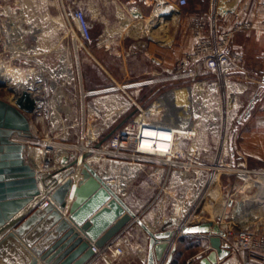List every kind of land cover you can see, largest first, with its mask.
I'll list each match as a JSON object with an SVG mask.
<instances>
[{"label": "crops", "instance_id": "crops-1", "mask_svg": "<svg viewBox=\"0 0 264 264\" xmlns=\"http://www.w3.org/2000/svg\"><path fill=\"white\" fill-rule=\"evenodd\" d=\"M260 2L261 0H188V4L183 6L179 4V0H0V14L3 18L10 19V7L17 6L18 35L26 44L27 38L32 37L34 50L39 54H53L59 59V55L73 49L63 8L83 9L90 24L92 41L86 49L81 50L82 71L89 79L90 69L98 65L97 70L104 88L112 83H136L128 81L147 75L149 63L176 65L181 61L195 42L187 25L190 14L206 13L211 21L216 20L222 27H228L233 21H252L253 27L236 33L230 43L231 50L242 52L245 56L243 69L235 73L234 78L247 83L244 95L248 101L246 110L252 105L248 118L236 123L230 139V158L234 163L252 169L264 168V10L260 8ZM40 67L38 73L48 83H62L60 80L64 76V66ZM83 108L82 112L85 113V107ZM87 108L90 114L99 111ZM246 110L241 114L244 115ZM32 150L35 152L31 153V149L26 146V160L35 170L41 171V154L37 162L34 157L37 149ZM86 150L89 148H80L82 152ZM108 152L105 148L98 151L100 155ZM54 154V159H60L58 162L55 160L57 167H62L74 156L65 155L62 151L58 157L57 150H54ZM43 159L41 156L42 161ZM91 160L88 159L92 165ZM102 161L103 164H99L97 168L92 166L106 179L110 177L108 182L151 231L216 223L212 214L204 213L202 209L197 213L201 218L195 222L187 223L186 219H182L183 223H175L170 220L165 210L163 191L159 194L156 187L152 186L149 194V182L133 184L137 182L139 172L144 171L149 177V164H144L141 168L133 160H121L116 161L120 166L113 171L111 163L104 162L103 158ZM157 168L155 172L154 168L150 169L156 182L165 172L163 165ZM77 172L73 174L75 179L79 177ZM139 186L146 190L142 194H135L133 188ZM220 226L224 231L229 228ZM229 241L227 237L222 238L223 245L228 246ZM110 243L111 249L102 251L87 264H147L149 235L136 221L130 222ZM209 243L208 235L182 236L179 233L169 242L159 264H164L173 247L176 250L171 264H202L213 250ZM116 248H120L121 252L117 253ZM239 251L238 258L233 257V253L217 264H235V261H244L246 258L251 264H256L250 260L246 251Z\"/></svg>", "mask_w": 264, "mask_h": 264}, {"label": "rangeland", "instance_id": "rangeland-1", "mask_svg": "<svg viewBox=\"0 0 264 264\" xmlns=\"http://www.w3.org/2000/svg\"><path fill=\"white\" fill-rule=\"evenodd\" d=\"M10 8L12 16L8 19L6 26L16 43L15 46H17L20 43L17 29V6H11ZM1 29L3 27L1 28L0 26ZM1 41L3 40L0 34L1 71L9 70L12 72L19 69L30 79L35 77L32 74L33 72L38 73L40 71L41 65L58 66L59 62H61V57L64 55H59V59H56L53 54H39L34 50L32 37L27 38L26 42L29 49L22 54L17 52V48L13 49V47L4 50ZM70 54L72 56L70 68L74 69L73 73L75 76L67 74L69 77L73 76V79L70 83H65V85L59 83L58 86L54 85L52 87L48 85L46 87L48 91L47 97L50 100H48L49 105L42 109L40 114H27L32 135L25 142L35 148L44 147L46 141L50 142L53 150H57L58 157L62 151L65 155L73 156L79 154L80 148L88 147L89 150H94L93 155L89 159H92V165L95 168L99 164H103L102 158L105 159L104 162L111 163V170L113 171L120 166V164H117L119 162L116 161L121 160H133L141 168L144 164H149V177L144 171L139 172L137 182L133 184L140 185L144 182H149V194H151L152 186L156 187L159 194L163 191L165 193V197H163L165 210L168 218L172 220L175 218L178 208V191L181 187L176 176L174 175L171 180L167 179V182H165L168 167L165 163L154 159L157 157H141L130 147L127 149H116L111 146L110 142L115 132L127 124L138 126L142 123L152 122L174 127L177 125L183 126L186 123L188 125H196L200 132L195 137L185 139V144L182 148L186 154L198 155L202 164L203 177L209 178L211 175H215L219 178L214 208L213 206V209L210 208L208 203H204V205L208 212L216 209L214 211L215 214H213V220L228 221L231 209L227 208L225 211L224 209L227 205L225 204L223 208H220L217 202L222 196L236 192L238 185H240V180L233 171L225 170L226 173H220V169L211 170L210 168L224 165L225 159L231 157L230 139L237 125L238 117L247 108L248 101L244 98L246 91L235 94L239 109L237 108V113L232 117L235 108L229 105V89L223 88L215 94L210 93L208 83L213 77L204 65H201L197 70L196 66L194 67L196 70L195 76L177 79L170 77L176 72L177 65H151L149 63V73L147 75L140 79L128 81L136 83L132 85L112 83L106 88L113 87L115 88L114 90L84 96V92L88 93L89 90L95 91L96 89L104 88L102 78L100 79L97 70L98 65L90 69L88 79L86 73L82 71L81 50L72 49ZM66 79L67 77L64 75L60 81L64 83ZM41 85L37 82V87ZM10 87L6 84L0 87V99L17 107L15 93L13 88L11 87V89ZM53 93L59 99L58 101L56 99L57 102L55 98H53L54 101L52 100ZM118 95L122 96L130 105L125 107L121 100H117ZM194 98L197 100V106L193 111ZM83 107H85V113L82 112ZM87 107L99 111L90 114ZM165 112L169 113L165 114ZM53 114L56 116L52 117ZM176 115L178 119H176ZM164 119H167V121ZM113 130L115 132L100 147V149L105 148L109 152L100 155L98 153L100 149L96 150L95 144ZM132 141L134 142L135 140ZM96 154H99V156H96ZM52 155L55 154L53 153ZM41 156L40 165L43 163ZM133 156L135 157L134 159ZM55 160L58 162L60 159L55 158ZM161 165L165 167V172L159 176V180L156 182L157 179L151 175L152 171L150 169L154 168L155 172L158 170L157 166ZM175 168L179 169V167ZM117 173L120 172L117 171ZM194 178L192 172L188 175V181H185L189 186V196L192 195L194 188L192 185ZM124 181L127 183L126 180ZM133 189L135 194H142L146 190L141 186ZM189 196L187 197L189 198ZM246 202L248 204V200ZM192 215L189 222H195L201 218L199 214L194 213ZM182 217L172 221L183 223ZM239 250L241 249L235 250L233 257L238 258ZM235 264L251 263L246 258L244 261L242 259L238 260V262L235 261Z\"/></svg>", "mask_w": 264, "mask_h": 264}, {"label": "water", "instance_id": "water-1", "mask_svg": "<svg viewBox=\"0 0 264 264\" xmlns=\"http://www.w3.org/2000/svg\"><path fill=\"white\" fill-rule=\"evenodd\" d=\"M13 91L17 107L0 99V264H87L94 256L92 246L103 248L132 221L149 235L147 264H159L179 233L209 236L213 250L202 264H217L230 256L219 223L151 231L88 161L94 150L82 152L80 167L74 155L57 171L35 170L26 160L24 140L32 135L27 114L35 112L37 102L27 89ZM251 107L238 117V123L248 118ZM175 250L164 264L172 263Z\"/></svg>", "mask_w": 264, "mask_h": 264}, {"label": "built area", "instance_id": "built-area-1", "mask_svg": "<svg viewBox=\"0 0 264 264\" xmlns=\"http://www.w3.org/2000/svg\"><path fill=\"white\" fill-rule=\"evenodd\" d=\"M179 4L187 5L188 0H179ZM259 6L264 10V0H261ZM63 16L70 30L72 48L76 51L86 49L87 45L92 41V33L84 10L81 8H63ZM7 22L8 19L3 18L0 14V26L1 28L3 27L0 30L3 40L1 41L2 48L6 50L13 47V49L17 48V52L20 54L26 53L29 49L28 44L18 35L20 43L15 46L16 43L6 26ZM187 25L195 42L186 56L176 64V72L170 77L182 79L195 76L196 70L201 65H204L213 77L208 83L210 93L215 94L218 90L228 88L231 97H235L237 92L245 91L248 88L247 83L234 79V74L243 69L245 56L242 52L231 50L230 43L236 33L251 29L253 22L250 20H239L233 21L228 27H222L216 20L211 21L206 13H196L188 16ZM262 28L264 30V20L262 21ZM68 53H71V51L65 52L64 55ZM195 66L196 70L194 69ZM72 79L73 77L67 78L61 84L70 83ZM114 89L112 87L89 91L88 93L84 92V96ZM230 95H228L229 98ZM237 108L239 109V106L236 107V113L238 111ZM42 109L45 108L36 106L34 113L40 114ZM149 127L159 134L162 131L169 134L168 136L162 135L158 139L162 143L160 145L155 144V149H149V146H145L143 140L146 138V133L143 123L138 126L127 124L117 130L110 144L116 149H127L130 147L141 157H157L154 159L167 165L168 170L165 182H167V179L171 180L174 175L179 181L181 187L178 191L177 207L180 208L182 214L180 217L183 216L182 219H186L187 223L193 216L192 214H197L200 209L204 213L212 214L213 218L216 209L208 212L204 203H208L210 208L215 205L216 187L220 180L215 175H211L209 178L203 177L202 164L198 155L186 154L182 148L185 144V139L197 136L200 129L196 125H188L187 123L186 125H177L175 127L149 123ZM132 140L135 141L133 142ZM153 145L154 143H151L150 147ZM37 149L44 151L41 154L44 157L41 168L45 172H53L61 168L57 167L55 163L54 155H52L54 150L50 142L46 141L44 147H37ZM175 167H179V169ZM210 169H220V173H226L225 170L233 171L240 180V185H238L236 192L221 197L224 200V205H227L224 210L226 211L227 208L231 209L229 220L225 222L221 219L214 220L219 225L229 227L225 231L224 237L230 239L228 243L231 250L230 255L236 249H241L246 251L250 260L256 264H264V168H246L234 163L231 158H226L224 165L212 166ZM192 172L195 177L192 183L194 188L192 195L189 196V186L185 181H188V175ZM246 200H248V204H245ZM46 204L47 202L44 205ZM111 248L112 244L110 242L101 250H98L96 246H92L94 256L91 260L98 257L102 251ZM115 251L120 253L121 249L116 248Z\"/></svg>", "mask_w": 264, "mask_h": 264}, {"label": "bare ground", "instance_id": "bare-ground-1", "mask_svg": "<svg viewBox=\"0 0 264 264\" xmlns=\"http://www.w3.org/2000/svg\"><path fill=\"white\" fill-rule=\"evenodd\" d=\"M160 11V10H159ZM161 15V14H160ZM77 57V56H76ZM72 64V56L70 53L68 54H65L61 57V62H59L58 65L60 66H64V69L62 71V73H65L64 75L68 78L69 76L68 75H74L73 73V70L70 68V65ZM59 69V68H58ZM62 69V68H61ZM79 69V68H78ZM60 71V70H59ZM54 72V71H53ZM56 73V72H55ZM54 73V74H55ZM61 73V72H60ZM32 74L35 75V77L33 78H28L26 76V74H24L21 70H14V71H9V70H4V71H1V65H0V83H5L6 85L8 86H11L13 88V90L17 91V93L19 92H22L23 90L27 89L29 90L33 97L36 99V102H37V106L40 107V108H46L48 105H49V102H48V91H47V86L50 85L48 84L47 80L42 76V74H39V73H35L33 72ZM68 74V75H67ZM32 76V75H31ZM73 77V76H71ZM71 77H69L68 79H70ZM37 82H39L40 84H42L41 86H38L37 87ZM39 85V84H38ZM54 85H57L58 86V83L53 81L51 82V85L50 86H54ZM10 87V88H11ZM60 87V86H59ZM11 88V89H12ZM54 91H55V88H54ZM193 91V90H192ZM191 91V92H192ZM44 93V94H42ZM55 93L52 94V100L53 98H55V101L57 99V101L59 100L58 98H56V96L54 95ZM116 97V96H115ZM117 100H121V102L124 104L125 107H128L130 105V103L128 101H126L125 99L122 98V96H117ZM50 101V100H49ZM54 101V100H53ZM56 101V102H57ZM121 103V104H122ZM197 100L196 98L194 99V104L192 106V109L193 111L195 110L196 106H197ZM229 105L230 107H234V113L232 115V117L235 115L236 113V107H238V100H237V97L235 96H230V99H229ZM194 107V108H193ZM169 113V112H167ZM165 112V114H167ZM172 113V112H171ZM163 114V115H165ZM162 115V117H163ZM56 115L53 114L52 117H55ZM187 117V116H186ZM59 118V117H58ZM173 118V116H172ZM175 118V116H174ZM176 119L177 118V115H176ZM185 119V118H184ZM165 121H167V119H164ZM54 123V122H53ZM149 123H152V122H149ZM149 123H146L144 124V128H145V133H146V138H144V143H145V146L148 147L149 146V149H155V144H161L162 142L159 141L158 139H160V137H162V135H169L168 133L166 132H160V134L156 131H154L153 129H151L149 127ZM152 124H158V123H152ZM160 135V136H159ZM154 138V139H153ZM16 139H19V140H22L21 137H17L16 136ZM151 143H154L153 146L150 147ZM30 149H31V153H34L35 151L32 150V148L34 149L35 147L32 146L31 144L27 143V145ZM37 149V148H35ZM83 151V150H82ZM82 151H80L79 153H81ZM44 151L42 150H39L37 149V153H35L34 157H35V160L37 162H39V154H42ZM78 159H79V164L80 166L82 165L83 162H80V160L82 159V155L78 156ZM63 167V166H62ZM41 171L42 172H45V170H43L41 168ZM79 172H77L78 174ZM79 175V174H78ZM107 179L109 180L110 177L108 176ZM45 202H47L45 200ZM218 206L220 208H223L225 205H224V200L221 198L220 200H218L217 202ZM245 204H247V202H245ZM181 212H180V208L178 207L177 210H176V213H175V218L173 219H179V217L181 216ZM172 219V218H171ZM172 219V220H173Z\"/></svg>", "mask_w": 264, "mask_h": 264}]
</instances>
